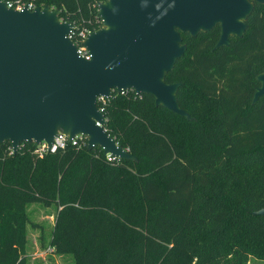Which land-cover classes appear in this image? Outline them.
<instances>
[{"label":"trees","instance_id":"trees-1","mask_svg":"<svg viewBox=\"0 0 264 264\" xmlns=\"http://www.w3.org/2000/svg\"><path fill=\"white\" fill-rule=\"evenodd\" d=\"M60 9L77 32L102 28L99 0H4ZM244 38L216 50L221 29L182 34L181 83L189 121L150 95L115 93L106 132L138 162H109L69 145L39 159L35 145H0V264H26V207L58 208L51 245L76 264H250L264 261V5ZM197 100V104L195 103Z\"/></svg>","mask_w":264,"mask_h":264},{"label":"water","instance_id":"water-1","mask_svg":"<svg viewBox=\"0 0 264 264\" xmlns=\"http://www.w3.org/2000/svg\"><path fill=\"white\" fill-rule=\"evenodd\" d=\"M256 4L264 0H109L99 4L102 28L83 46L87 61L69 36L76 28L50 5L16 11L0 0V145L17 153L23 143L50 148L61 133L88 137V150L101 148L122 161L138 162L105 130L98 98L133 90L155 98L156 107L194 119L178 102L181 83L167 84L186 52L182 34L197 38L221 28L216 50L243 38ZM253 105L264 96L257 77ZM264 216V209L254 213Z\"/></svg>","mask_w":264,"mask_h":264},{"label":"rangeland","instance_id":"rangeland-1","mask_svg":"<svg viewBox=\"0 0 264 264\" xmlns=\"http://www.w3.org/2000/svg\"><path fill=\"white\" fill-rule=\"evenodd\" d=\"M194 101L197 104V100ZM25 212L31 222L25 229L26 264H76L73 255L57 254L51 245L58 208L55 205L31 204ZM250 264H264V261L251 259Z\"/></svg>","mask_w":264,"mask_h":264},{"label":"built area","instance_id":"built-area-1","mask_svg":"<svg viewBox=\"0 0 264 264\" xmlns=\"http://www.w3.org/2000/svg\"><path fill=\"white\" fill-rule=\"evenodd\" d=\"M107 1H109V0H99L97 2L96 8H97L98 12H99V4L105 3ZM5 2L9 8L14 9L16 11H22L25 7L29 8V9L35 8V6L29 2H16V3L9 2V1H5ZM100 21H101V19H100ZM101 24H102V21H101ZM75 28H76V26H75ZM90 33H92V32L87 30V29H84L80 32H77V28H76L75 32H73L69 36V38L73 41V43L78 47L79 56L81 58L87 60V61L91 60V56L88 53L87 49L83 46V43L86 41V39ZM129 91H133V90H129ZM129 91H124L120 95H125ZM133 92H135V91H133ZM115 93L116 92H114V94ZM112 98H104V97L98 98V109L104 115H105L106 106L108 105V103L110 102V100ZM88 140H89L88 137H86L84 135H77L72 140H70L67 135L60 133L55 138L54 146L52 148H50L46 142H43L40 145H35L34 154L39 159H43L45 156H47L49 154H56L60 150H65L69 145L76 147V148H80V147H83L85 145H88ZM99 149L103 153L106 160H108L109 162H115V161L119 160L111 154L105 155L103 149H101V148H99ZM11 153H13L12 148H11Z\"/></svg>","mask_w":264,"mask_h":264},{"label":"flooded vegetation","instance_id":"flooded-vegetation-1","mask_svg":"<svg viewBox=\"0 0 264 264\" xmlns=\"http://www.w3.org/2000/svg\"><path fill=\"white\" fill-rule=\"evenodd\" d=\"M217 27H219V26H217ZM220 29H221V28H220ZM247 31H248V29H247ZM247 31H246V33H247ZM246 33H245V35H246ZM245 35H244V37H245ZM244 37H243V38H244ZM232 38H237V37H232ZM232 38H231L230 40H232ZM263 73H264V72H263ZM263 73H261V74H263ZM261 74H259V75H261ZM259 75L256 76V81L258 82V85L255 87L256 90H257V89H260V88L262 87L261 83L257 80V77H258Z\"/></svg>","mask_w":264,"mask_h":264}]
</instances>
